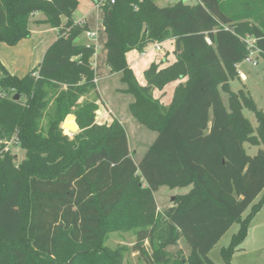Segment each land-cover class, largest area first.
Listing matches in <instances>:
<instances>
[{
    "label": "trees",
    "instance_id": "obj_1",
    "mask_svg": "<svg viewBox=\"0 0 264 264\" xmlns=\"http://www.w3.org/2000/svg\"><path fill=\"white\" fill-rule=\"evenodd\" d=\"M99 4L110 71L133 96L135 120L158 135L136 163L123 124H99V103L80 102L97 90V48L76 41L87 30L73 19L78 0H0V42L17 45L34 25L59 30L28 74H12L0 60V91L11 93H0V264H123L127 249L105 245L114 226L136 228L132 249L147 264H216L210 250L238 222L222 250L229 261L264 202L253 204L264 192V149L251 156L245 148L264 145V110L246 90L231 89L240 79L236 64L255 48L264 56V0ZM170 38L176 61L153 63L141 85L127 53ZM179 80L169 105L154 97ZM244 108L256 114L257 134ZM70 114L80 128L72 140L62 129ZM13 138L26 151L20 163L5 150ZM162 186L192 187L160 213L155 192ZM183 238L188 256L168 250Z\"/></svg>",
    "mask_w": 264,
    "mask_h": 264
},
{
    "label": "rangeland",
    "instance_id": "obj_2",
    "mask_svg": "<svg viewBox=\"0 0 264 264\" xmlns=\"http://www.w3.org/2000/svg\"><path fill=\"white\" fill-rule=\"evenodd\" d=\"M156 1L161 6H169V5H174L179 0H156ZM184 2L190 4H196L198 0H184ZM237 8L240 9L238 5ZM40 16L41 18H43L42 14ZM102 32L105 33L104 30ZM55 35L58 34L55 33ZM98 43L100 44V45L97 44L100 46L97 49L98 50L97 52L100 57L99 72L101 71L100 75H103L101 73H103L102 71L104 70L103 69L104 65L108 66V64H107V59L104 61V56L101 49V35L100 38L98 39ZM0 48H1L0 49L1 55H3L5 59L12 62V64L15 63L14 66L18 71V75L20 76L26 75L32 69H34V66L29 64L25 59L26 54L30 55L31 53L29 48L25 50L22 49L21 52L16 55L11 52V48L14 47L8 45L5 42H0ZM105 49H106V42H105ZM257 60H258L257 65L248 64L246 61H242L239 64V70L246 75V79L241 80L243 78L240 77L241 79L238 78L231 81V89L235 92H239L240 89H244V91L246 90L255 100L258 107L264 110V56L259 55ZM121 76L122 75L120 74V78L118 77L119 79L118 78L112 79L113 81L110 82L109 84H105V86L103 84L97 83L95 80L97 84V90L90 91L88 94L84 95L80 99V102L96 101L97 103H99L100 107L99 110L97 111V119H98L97 122L99 124L109 125L114 120H119L123 124L129 136L130 147L133 158L135 159L136 163H140L148 147L154 142L158 134L156 131H152L146 126L139 124L131 114L130 109L128 110L130 113L127 112L126 114L127 116L124 117L119 113V111H117V108L118 110L124 109V111H127V107L129 108L128 105L134 99L131 94L124 92V89L127 88V85L124 82H122ZM119 92H122L123 94L121 95V97L117 99L116 101L117 107H116L114 106L115 101H112L113 104L110 103L112 98L115 97ZM221 92L225 105L229 107V97H228L229 94L224 92L223 90H221ZM22 100H25L24 97ZM110 105L112 106V112L108 113L110 119L108 121H104L106 114L103 115L102 118V111L104 113L105 110L109 111ZM52 108L53 106L51 103L48 109L52 111ZM243 112L245 116L251 121L255 134H257L258 121L256 118V114L247 108H244ZM47 120L48 118H45V123L47 122ZM66 120L67 118H65L64 122ZM64 122L62 123V129L64 130V135H66L70 140H72L74 138L75 133L70 132L68 128L64 129L63 128ZM9 148L12 154L16 156V163H20L21 160L26 158V151L21 147L20 143L12 142ZM245 148L249 155L256 156L261 148L264 149V145L256 146L246 142ZM191 187L192 186L175 187V188H171L168 186L160 187V189L155 192V197L158 204V211L160 213H164L168 207L172 206L176 202L175 200H173V197L175 196L177 197L180 194L188 192L191 189ZM261 199H264V192L257 197V199L254 201L253 204H258ZM252 207L249 208L244 213V217H247L252 213L251 212ZM131 209H132V205H131ZM131 209L128 211L129 216L131 215ZM111 226H114L113 223L111 224ZM115 227L116 226H114L112 230L108 231L105 245L112 249L118 247H125L127 249L123 264H147L144 261L143 257H141V255H139L138 252L132 249L134 243L136 242V236H135L136 228L131 227L129 230H123L117 227L116 229H114ZM239 229H240V224L238 222L234 223L231 226V228L225 233V235L221 238V240L210 250L208 254L209 257L216 264H264V202H263V206L254 214L253 218L249 223L247 237L239 244L237 250L229 259V261H226L222 253V250L223 248H226L230 245L234 234L237 233ZM146 246L147 248H149V251H151L148 241H146ZM168 250L171 252H175V251L180 252L182 255L185 256H188L189 253L191 252V248L187 243L186 239L184 238L179 240L177 245L169 246Z\"/></svg>",
    "mask_w": 264,
    "mask_h": 264
},
{
    "label": "crops",
    "instance_id": "obj_3",
    "mask_svg": "<svg viewBox=\"0 0 264 264\" xmlns=\"http://www.w3.org/2000/svg\"><path fill=\"white\" fill-rule=\"evenodd\" d=\"M101 1H104V0H78V7L73 13V19L75 20L76 23L80 21L84 22V25L87 27V30L80 37L76 39L77 42H84L87 44L94 43L96 48L98 49L100 47L99 46L100 44L98 43V39L100 38V35H101V49H102V53H103L104 61H105L107 59V49H105V42H107V35L106 33L102 32L104 30V26L102 22L103 17H104V10L99 4L101 3ZM40 15L41 14L37 12L35 14V18L40 19L41 18ZM67 21H68V18L64 16L63 24L66 23ZM87 31L94 32L95 33L94 38L88 37ZM55 33L59 34V30L57 28H51L46 25H39V26L34 25L31 37L22 39L17 45L12 46L14 48H11V52L16 55L20 53L22 49L25 50L29 48L31 53L30 55L26 54L25 59L27 60L29 64L33 65L35 68V66H38L42 62L47 48L58 38V35H55ZM160 43L162 46V50L160 51L155 48L154 43H151L143 51L131 50L127 53V61H128L129 67L133 70L138 82L141 85H146L147 80L145 77V71L153 63H161L162 67H165L176 61V54L174 53V50H175L174 38H170ZM97 51L98 50H96V54L93 58V65H94L95 73L97 76L96 82L103 84L105 86V84H109L110 82H112L113 81L112 79H117L118 77L120 78V73H111L110 67L104 65V68H103L104 70L102 71L103 73H101L103 75H100V72H101V71L99 72L100 57ZM0 60L9 72H11L12 74L18 75V71L14 66L15 63L12 64V62L5 59V57H3L1 53H0ZM237 70H238L239 76L243 78V79L241 78L240 79L241 80L246 79V75L243 72H241L239 68H237ZM241 74L243 75V77ZM182 81L184 82L185 80H182ZM182 81L179 80V81L171 82L168 85H166L163 90L156 89L154 92L155 98L159 99L164 105L166 106L169 105L173 100L176 87ZM122 94H123L122 92L117 93V95L112 98L110 104H113L112 101H115L114 106H116L117 105L116 101L119 97H121ZM125 110H126V107H125ZM128 110H129L128 107H127V111H124V109L118 110L117 108V111H119V113L123 117L127 116L126 114L127 112H129ZM109 112H112L111 105L109 106V111L105 110V113L102 111V118H103V115L106 114L104 121H108L110 119L108 115Z\"/></svg>",
    "mask_w": 264,
    "mask_h": 264
},
{
    "label": "built area",
    "instance_id": "obj_4",
    "mask_svg": "<svg viewBox=\"0 0 264 264\" xmlns=\"http://www.w3.org/2000/svg\"><path fill=\"white\" fill-rule=\"evenodd\" d=\"M111 1L112 3L115 2V0H109ZM79 25H84V22L80 21L78 22ZM87 34H88V37H91V38H94L95 36V33L94 32H89L87 31ZM256 39L254 38H251V39H248V43L249 45L251 46H254V43H255ZM208 42L211 43L210 39H208ZM154 46L157 50H162V46H161V43L160 42H155L154 43ZM260 50L258 48H255L253 50L250 51V54L249 56L244 60L246 61L248 64H251V65H257L258 64V56L260 55ZM239 64H236V67L239 68ZM242 75V74H241ZM243 77V75H242ZM0 93H2L4 96H10L11 93L9 91H0ZM12 142H17L19 143V141L16 139V138H13L12 140H10L8 143H7V146L5 148V150H10L9 146Z\"/></svg>",
    "mask_w": 264,
    "mask_h": 264
},
{
    "label": "water",
    "instance_id": "obj_5",
    "mask_svg": "<svg viewBox=\"0 0 264 264\" xmlns=\"http://www.w3.org/2000/svg\"><path fill=\"white\" fill-rule=\"evenodd\" d=\"M20 94L17 93L15 96V99H20ZM72 119V120H71ZM63 128H68L70 132L77 134L80 131L79 125L76 122V116L74 114H70L67 116V120L63 124ZM173 200H175V197H173Z\"/></svg>",
    "mask_w": 264,
    "mask_h": 264
}]
</instances>
